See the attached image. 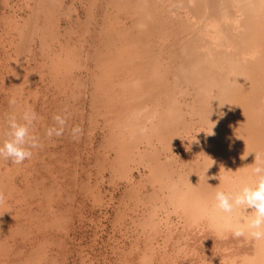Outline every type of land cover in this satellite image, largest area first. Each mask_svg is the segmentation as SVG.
<instances>
[{"label": "bare ground", "instance_id": "6f19581e", "mask_svg": "<svg viewBox=\"0 0 264 264\" xmlns=\"http://www.w3.org/2000/svg\"><path fill=\"white\" fill-rule=\"evenodd\" d=\"M0 8V144L7 138L9 115L15 113L19 120L28 107L38 117L31 131L42 143L23 164L0 159V191L5 195L0 203V264H51L54 229L64 221L62 208L72 203L63 207L68 190L77 187L68 183L69 163L82 158L84 145L92 143L99 128L104 134L98 139L102 150L94 157L98 174L107 165L129 180L130 162L143 165L145 179L164 194L162 209L166 204L174 205V212L180 208L187 223L186 237L172 239L169 231L156 247L161 232L155 234L152 227L159 219V206H153L148 219H142L148 221L143 226L153 223V233L140 239L145 243L136 252L138 264H264V242L233 238L224 214L213 215L212 199L217 187L232 191L249 178L247 166L254 163L255 153L264 157V0H0ZM13 96L17 104L10 107ZM64 109L68 129L62 137L48 139L45 130ZM79 124L93 135L85 137L84 145L76 143L73 157L68 155V133ZM189 147L192 159L183 154L188 164L170 172L178 156L172 150ZM243 155L248 156L241 159ZM82 161H74L78 175L90 171V163ZM194 167L199 174L192 179ZM54 202H61V208ZM54 208L60 210L57 218ZM204 218L206 223H197ZM195 223L206 231L208 246L214 238L227 241L209 248L196 245ZM211 248L219 252L216 257L209 255Z\"/></svg>", "mask_w": 264, "mask_h": 264}, {"label": "rangeland", "instance_id": "374dc122", "mask_svg": "<svg viewBox=\"0 0 264 264\" xmlns=\"http://www.w3.org/2000/svg\"><path fill=\"white\" fill-rule=\"evenodd\" d=\"M68 2H69V0H68ZM80 7V6H79ZM78 7V8H79ZM0 10H1V8H0ZM61 21H63V22H61V24L63 25V27H65L66 25H64V24H67L66 23V19H63V20H61ZM65 22V23H64ZM63 30V29H62ZM85 118H87V117H85ZM77 120V118L76 119H73V121H76ZM78 121V123H81L80 121L81 120H77ZM83 123L85 124V125H87V121L86 120H84L83 121ZM79 126H81L80 124H79ZM83 129V135H82V138L78 141V142H80L81 143V145H84L83 144V142H85V137H87V136H89L90 134H91V136L93 135L92 133L94 132V136H92L93 137V141H92V143L90 142V141H88V138H86V140L88 141V143H87V147L89 148V149H91L92 151H90L89 149H86L87 147L84 145V147L83 148H85V150L86 151H84L85 153H86V155H85V153L84 154H82L81 156H82V158H77V160L74 158L73 160H71V162L69 163V165H70V167L71 168H69L70 170H71V173H72V176H69V177H72L71 179H69L68 178V183H71V184H73V183H75V184H77L76 186L78 187H76V189L73 187L72 189H70V190H68V192H69V197H68V199H69V202L67 201V200H65V198L67 199V197H65L62 201H67V202H65V203H63L62 201V203H63V207L64 206H66V207H68L69 205H68V203L70 204L71 202L73 203H71L70 204V208L69 209H64V208H62V210H63V212L65 213V212H67V213H65L64 214V216H63V214L61 215H59L60 216V218L62 219V220H64L63 222L60 220V223H59V225L61 224V222H62V224H61V227H55V229L57 228V229H59L60 228V230H55L54 229V231L56 232H54V235H53V238L51 239V242L50 243H52V246H51V250L53 251V253H52V251H50V253H52L51 255H49L50 256V262H51V264H135L139 259L137 258V254H136V252H141L142 251V249L141 248H143V243H145V242H141L140 241V239L141 240H146L147 238L149 239V236H150V230L152 231V233H153V229L154 228H156L155 229V234L156 233H158V234H160L159 232H161V236L160 235H158L157 237H156V239L158 240L157 242V244H156V242H154V245L157 247L158 245H163V241H162V239L164 240V238H165V235H167L168 233L167 232H171L172 234H173V237H172V239H176L177 237L176 236H178V235H182V238L183 237H186L187 236V233H188V231H187V228H186V221H185V218H184V213H182L183 211L180 209V208H177V212L179 213V215L177 214V212H174L173 210H174V208H173V206L174 205H168V204H166V203H163V205H165L164 206V208H165V210H164V208L162 209V207L160 206V204L162 205V200L160 199V198H162L163 197V193L162 192H160V193H158L159 191V189H156V188H158V186L156 185V183H152V182H150V181H147L145 178H146V175H147V169L143 166V165H139L138 163H136L135 161H132V162H130V164H129V167L131 168V175H130V177H129V180L128 179H126V178H124V176H122V174H120L121 175V177H120V175H119V172L116 170V171H114V172H116V173H114L113 172V170L112 171H110V169H108V167H106L107 165H105V167H103V169L101 170V172L98 174V172H99V166L95 163V161H94V157H95V155H97L98 154V152H100L102 149L99 147L100 145L99 144H101V143H98V141L100 140V136H101V134L103 135L104 134V130H102V132H101V128H99L98 130H96V131H90L89 130V132H87L88 131V129H86V127H84V128H82ZM87 133H86V132ZM100 134H98V133ZM96 133L98 134V135H96ZM89 134V135H88ZM197 136V135H196ZM71 136H70V134L68 133V138H69V140H68V145L69 146H71L70 147V149H71V151L69 150V152H68V155H70V156H73V155H75L76 156V152H75V149L77 148V146H76V143H77V141H73L71 138H70ZM96 139H95V138ZM94 139H95V141H94ZM99 139V140H98ZM101 139H102V136H101ZM97 141V142H96ZM96 144H95V143ZM70 143H71V145H70ZM91 143V144H90ZM94 143V144H93ZM93 144V145H92ZM74 145V146H73ZM92 147H91V146ZM97 147H99V148H97ZM73 148H75V149H73ZM82 148V147H81ZM82 148V149H83ZM96 148H97V150H96ZM142 148H143V146H142ZM192 148V149H191ZM191 149V150H190ZM95 150V151H94ZM100 150V151H99ZM176 150V151H175ZM179 150V151H178ZM177 150V148H175V149H173L172 151H173V156L174 155H178V156H176L177 157V159H175V160H173V162H172V164H171V167L169 166H167L168 167V170L171 172V170H173V169H176L177 167L179 168V166H180V168H181V166H182V164H188V163H184V161L186 162L188 159L189 160H191L192 158L191 157H193V153H194V151H192V150H194L193 149V147H189L188 149H183V148H181V149H178ZM186 150V151H185ZM182 151V152H181ZM191 152V153H189V152ZM72 152V153H71ZM75 152V154H73ZM91 152V153H90ZM187 152V153H186ZM92 153H93V155H92ZM96 153V154H95ZM172 153V152H171ZM89 154V156H87ZM169 153L167 152V154L166 155H164V156H162V160H166V156L168 155ZM180 154V155H179ZM185 156H187V157H185ZM187 154V155H186ZM189 155H191V156H189ZM93 156V157H92ZM182 156H184L183 158L184 159H187V160H183V158H182ZM74 157V156H73ZM86 157V158H85ZM114 157V156H113ZM252 157V156H251ZM84 158V159H83ZM89 159L88 161L86 160V159ZM180 158H182V159H180ZM191 158V159H190ZM80 159H82V160H84V162H88V164H89V166L90 167H88V164H87V166L85 165V168L86 167H88V168H86V170H88L89 168V170L90 171H92L93 170V168H94V170L92 171V173L94 172L95 174H96V176H95V174L94 175H92V173L89 171V172H87L86 171V173L84 174V173H79V175H78V172L77 173H75L76 171H75V167L77 168V166H75L74 165V161H75V163L76 162H78L79 161V163L80 162H83L82 160H80ZM110 159V158H109ZM90 160H91V162H90ZM94 161V166H91V164H93V161ZM188 160V161H189ZM111 161V160H110ZM181 163H180V162ZM135 163V164H134ZM134 164V165H133ZM138 164V165H137ZM172 166L174 167V168H172ZM96 167V168H95ZM107 168V169H106ZM171 168V169H170ZM92 169V170H91ZM96 169V170H95ZM107 170V171H106ZM96 171V172H95ZM113 172V173H110V172ZM85 172V171H84ZM146 172V173H145ZM102 173V174H101ZM110 173V174H109ZM74 174L75 175H77V176H74ZM88 174V175H87ZM91 174V175H90ZM144 174V175H143ZM198 169L196 168L195 169V167H194V170L191 172V176H193L192 177V179H194L195 178V176H198ZM80 175H82V176H80ZM85 175H87L86 177H85ZM99 175V176H98ZM119 177H118V176ZM74 176V177H73ZM89 176V177H88ZM107 176V177H106ZM114 176H116V178L114 177ZM77 177V179L75 180V178ZM100 177V178H99ZM132 177H133V179H132ZM143 177V178H142ZM87 178H89L88 179V181L86 180ZM96 178H98V179H96ZM112 179V181H109L108 179ZM113 178H115V179H113ZM140 178H142V179H140ZM82 179H84V180H82ZM90 179H92V180H90ZM94 179V180H93ZM110 179V180H111ZM126 179V180H125ZM136 179V180H135ZM140 179V180H139ZM103 182H102V181ZM139 180V181H138ZM143 180L145 181V184H144V182H143ZM95 181H98V182H95ZM100 181V182H99ZM109 181V182H108ZM114 181H115V183H114ZM78 182H80L79 184H78ZM87 182H88V184H87ZM91 182V183H90ZM128 182V183H127ZM134 182L136 183V184H134ZM142 182V183H141ZM150 182V183H149ZM81 183H83L82 185H81ZM84 183H86V184H84ZM101 183H103V184H101ZM108 183V184H107ZM110 183H112V184H110ZM126 183H127V185H126ZM138 183H140V184H138ZM148 183V184H147ZM91 184V186H89ZM93 184V185H92ZM133 184H134V186H136V188H133L134 186H133ZM151 185V188H150V185ZM153 184H155V188H154V185ZM79 185H81V186H83V188H80L81 186H79ZM111 185H113V186H111ZM118 186V187H117ZM131 186V187H130ZM144 186V187H143ZM87 187L89 188H91V189H88L87 190ZM125 187H128L127 189L125 188ZM130 187V188H129ZM86 188V189H85ZM95 188V189H94ZM133 188V189H132ZM141 188H144V189H141ZM80 189H84L83 191L82 190H80ZM98 191H97V190ZM126 189V190H125ZM147 189V190H146ZM76 190H79V194H81V196L78 194V191H76ZM88 191L87 193H85L86 191ZM90 190V191H89ZM132 190V192H130V191ZM141 190H143L142 192H141ZM146 190V191H145ZM167 190V189H166ZM83 193H81V192ZM130 193H129V192ZM157 191V192H156ZM91 194H90V193ZM99 193V195H97V193ZM102 194H101V193ZM125 192H127V193H125ZM139 193V195H140V198H141V200H145L148 196H149V198H147V200H145V201H147L146 202V204H145V202L143 203L142 202V204H143V206L141 207V205L142 204H140V206H137V204L139 205V203L141 202V200H138V199H140V198H138L137 197V194L136 193ZM145 192L147 193V195L145 194ZM149 192V193H148ZM156 192V193H155ZM70 193H72V194H70ZM74 193H75V195H74ZM85 193V194H84ZM92 193H93V195H92ZM143 193V194H142ZM152 193L153 194H155L156 195V197L154 196V195H152ZM64 194V193H63ZM94 194H96V195H94ZM102 196H101V195ZM133 194V195H132ZM136 194V195H135ZM144 195V196H142V195ZM158 194V195H157ZM66 195V194H65ZM78 196V198H77V196ZM128 195V196H127ZM132 195V196H131ZM138 195V196H139ZM64 196V195H63ZM134 196L136 197L135 198V200H134ZM146 196V197H145ZM150 196L153 198H156V199H151L150 198ZM91 197H93V198H91ZM113 197V198H112ZM131 197H133L132 199H131ZM144 197V198H143ZM57 198V197H56ZM70 198H72V199H70ZM98 198H100V200H101V202H99V204H97L98 203ZM109 198H110V200H109ZM129 198V199H128ZM58 199V198H57ZM75 199H76V201H75ZM83 199H84V201H83ZM88 199V200H87ZM98 199V200H97ZM149 199H150V201H149ZM161 200V202H159L158 200ZM82 202H81V201ZM93 200H96L97 202L95 203V204H91L92 202L91 201H93ZM99 200V201H100ZM102 200H104V202L102 201ZM155 202H154V201ZM157 200V201H156ZM74 201V202H73ZM129 201V202H128ZM134 201V202H133ZM61 202L60 203H55V206H56V204H61ZM88 202H89V204H88ZM91 202V203H90ZM138 202V203H137ZM151 204H150V203ZM157 202V203H156ZM93 203H94V201H93ZM133 203H137V204H133ZM149 205H148V204ZM155 203V204H154ZM159 203V204H158ZM87 205V207H86V205ZM156 204H157V208H158V206H159V212H156V219L157 218H159V219H155L156 220V223H158V224H154L153 225V223H150L147 227L146 226H143V225H147V223H148V221L146 220V222H145V220H143L142 221V219H148V217H146L147 215L149 216V212H151L150 211V209L152 210L153 209V206H156ZM91 205V206H90ZM94 205V206H93ZM131 205H132V207H131ZM137 207H136V206ZM152 205V206H151ZM54 206V207H55ZM58 206V205H57ZM61 206H62V204L59 206L60 208H61ZM77 208H76V207ZM79 206H81V207H79ZM147 206H149L148 207V209H146L147 208ZM73 207V208H72ZM93 207V208H92ZM134 207H136V208H134ZM171 207V208H170ZM58 208V207H57ZM90 208H92V209H90ZM168 208V210H167V213L165 212L166 211V209ZM173 208V209H172ZM75 209V210H74ZM78 209V210H77ZM83 209V210H82ZM170 209H172V211L170 210ZM148 210V211H147ZM156 210V211H157ZM161 210V211H160ZM169 210H170V213H168L169 212ZM53 211H55V217H56V215L57 214H59V212H60V210H56V208H54L53 209ZM57 211V212H56ZM75 211H77V212H75ZM79 211V212H78ZM89 211V212H88ZM119 211H120V213H119ZM121 211H122V213H121ZM143 211V212H142ZM147 211V213H145ZM164 212V214H163V212ZM181 211V212H180ZM86 212V213H85ZM74 213V214H73ZM82 213V214H81ZM119 213V214H118ZM145 213V214H144ZM82 215L83 217H84V221L82 220V224L81 225H79L80 223L78 222V217H79V215ZM88 214V215H87ZM121 214V215H120ZM124 214V215H123ZM142 214V215H141ZM159 214V215H158ZM170 214V215H169ZM67 215L68 216H72L71 218H69V217H67ZM120 215V216H119ZM127 215V216H126ZM158 215V216H157ZM58 216V215H57ZM61 216H63V218L61 217ZM68 219H70V220H67V218ZM124 216V217H123ZM120 217V218H119ZM57 218V217H56ZM65 218V219H64ZM123 218V219H122ZM165 218H167V220L169 221H166V219ZM162 219H163V221H162ZM162 221V223L161 222H159V221ZM56 221V220H55ZM116 221V222H115ZM120 221V222H119ZM142 221V222H141ZM158 221V222H157ZM165 221V226H167V228L165 229V226H164V222ZM75 222V223H74ZM114 222V223H113ZM183 222V223H182ZM71 223V224H70ZM169 223V224H168ZM198 224H204V223H206V218H204L203 220H199L198 222H197ZM197 223H195V225H196V227H197ZM68 224V225H67ZM139 224H140V226H139ZM161 224H163V225H161ZM176 224V225H175ZM65 225H66V227H65ZM153 225V226H152ZM158 225V226H157ZM153 227V229H151L150 227ZM157 226V227H156ZM162 228H161V227ZM163 226H164V228H163ZM144 229L143 230V232L141 231V229L142 228ZM148 227H149V229H148ZM159 227L161 228L160 230H158L157 231V229H159ZM169 227V228H168ZM180 227V228H179ZM182 227V228H181ZM141 228V229H140ZM66 229V231H64ZM163 229V230H162ZM165 229V230H164ZM175 229V230H174ZM198 229H201L200 231L198 230ZM62 230H63V232H62ZM168 230V231H167ZM60 231H61V233H60ZM173 231V232H172ZM181 231V232H180ZM201 231H203V232H201ZM58 232H59V234H58ZM135 232V233H134ZM149 232V233H148ZM165 232V233H164ZM195 232V233H194ZM193 232V235H192V239H194L193 241H194V243L196 242V245L198 244V245H200V246H205V248H209V246L211 247L212 246V244H215V243H217L218 241H219V243H222V242H224V240H225V242L227 241V239L226 238H220V239H213L212 241L210 240V243H212L211 245H210V243H209V246L207 245L208 243L206 242V231L204 230V229H202L201 227H197L196 228V230ZM198 232L200 233V235L198 234ZM63 233V234H62ZM68 235H67V234ZM141 233V234H140ZM143 233V234H142ZM164 233V234H163ZM167 233V234H166ZM171 233L169 234V235H171ZM56 234V235H55ZM64 234H66L65 235V237H64ZM140 234V235H139ZM163 234V235H162ZM189 234V233H188ZM203 234V235H202ZM58 235L60 236V241H59V237H58ZM139 235V236H138ZM143 235V236H142ZM183 235H185V236H183ZM56 237V238H55ZM144 237L146 238V239H144ZM159 237H160V239H159ZM175 237V238H174ZM204 237V238H203ZM54 238H55V241H54ZM63 238V239H62ZM143 238V239H142ZM162 238V239H161ZM58 239V240H57ZM224 239V240H223ZM162 242H161V241ZM200 240H202V241H200ZM53 241V242H52ZM57 241V242H56ZM139 241V242H138ZM199 241V242H198ZM65 242V244H63ZM139 243V244H137L136 245V243ZM141 242V243H140ZM164 242H165V240H164ZM202 244H201V243ZM55 243V244H54ZM70 243V244H69ZM204 243H206V244H204ZM60 244V245H59ZM59 246V247H58ZM79 246V247H78ZM83 247V248H82ZM135 247V248H134ZM229 247L230 246H227L226 248H227V252H228V250L230 251L231 250V248L229 249ZM70 248V249H69ZM114 248V249H113ZM138 248V249H137ZM56 249V250H55ZM64 249V251H61V250H63ZM82 249V250H81ZM58 250H60V251H58ZM67 250V251H66ZM121 250V251H120ZM140 250V251H139ZM211 250V251H210ZM209 250V252H210V256L211 257H216L218 254H219V252H218V254H217V252H215V250H217L216 248H211ZM214 252H213V251ZM69 251V252H68ZM76 251H77V254H76ZM161 251H164L163 249L161 250ZM67 252V253H66ZM73 252V253H72ZM57 253V254H56ZM71 253V254H70ZM130 255H129V254ZM132 253H134L133 254V256H132ZM212 253V254H211ZM215 253V256H212L213 254ZM68 254V255H67ZM124 254V255H123ZM126 254H128L127 256H126ZM200 254H202V252L200 251ZM55 257H54V256ZM68 257H67V256ZM202 255H204V254H202ZM118 256V257H117ZM125 256V257H124ZM129 256H131V258H129V262L130 263H128V261H127V257H129ZM52 257V258H51ZM121 257V258H120ZM134 257V258H133ZM56 258H58V259H56ZM123 258H126V259H123ZM60 259V260H59ZM135 259V260H134ZM175 259V261L178 259V258H174ZM52 260H54V261H52ZM68 260V261H67ZM82 260V261H81ZM133 260H134V262H133ZM74 261V262H73ZM117 261V262H116ZM119 261V262H118ZM123 261H125V262H123ZM153 261V260H152ZM179 262L177 263V264H180V263H182L180 260H178ZM56 262V263H55ZM138 263H140L139 261L136 263V264H138ZM183 264V263H182Z\"/></svg>", "mask_w": 264, "mask_h": 264}, {"label": "clouds", "instance_id": "9594fccd", "mask_svg": "<svg viewBox=\"0 0 264 264\" xmlns=\"http://www.w3.org/2000/svg\"><path fill=\"white\" fill-rule=\"evenodd\" d=\"M8 104L14 107L17 104L16 97L9 98ZM63 113L53 116V125L44 133L48 139L62 137L68 129L67 109H64ZM37 119L36 112L30 107L24 110L19 120L15 113L9 115L7 138L0 144V159L20 165L33 157L34 150L42 147L40 136L31 131ZM69 134L73 141L78 142L82 138L83 129L79 125H73ZM212 134L211 132L208 135ZM247 156L243 155L241 159H246ZM247 167H250L249 178L240 182L237 189L225 191L217 187L212 194L215 210L213 215L224 214V218L229 221L226 229L233 238L259 243L264 242V157L255 153L254 163ZM211 178L217 179V177ZM4 199L5 195L0 191V203ZM213 228L219 230L220 226L213 222Z\"/></svg>", "mask_w": 264, "mask_h": 264}]
</instances>
